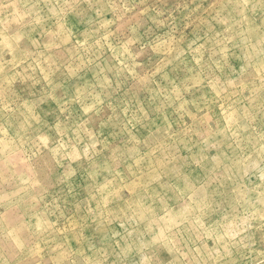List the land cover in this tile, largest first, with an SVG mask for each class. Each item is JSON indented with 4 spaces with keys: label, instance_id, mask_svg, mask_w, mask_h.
Masks as SVG:
<instances>
[{
    "label": "rangeland",
    "instance_id": "374dc122",
    "mask_svg": "<svg viewBox=\"0 0 264 264\" xmlns=\"http://www.w3.org/2000/svg\"><path fill=\"white\" fill-rule=\"evenodd\" d=\"M0 264H264V0H0Z\"/></svg>",
    "mask_w": 264,
    "mask_h": 264
}]
</instances>
